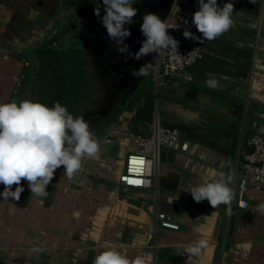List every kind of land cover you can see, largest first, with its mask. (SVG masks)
<instances>
[{
	"label": "crops",
	"instance_id": "1",
	"mask_svg": "<svg viewBox=\"0 0 264 264\" xmlns=\"http://www.w3.org/2000/svg\"><path fill=\"white\" fill-rule=\"evenodd\" d=\"M24 0H0V102L23 92L31 33L52 29L49 14L24 7ZM234 4L233 27L202 42V60L155 90H140L125 113L96 136L99 160L85 158L72 179L60 168L43 198L31 196L26 181L19 201L0 196V264H93L99 252L127 246L147 264H186L182 244L211 241L192 264H264V192L249 191V208L230 223L224 205L196 203L189 191L223 171L233 175L244 142L264 136V0H217ZM198 0L181 7L192 18ZM52 15V13H51ZM218 87L208 88V74ZM19 81V83H17ZM178 130L188 153L163 150L150 189L121 186L128 157L135 153L140 125ZM15 185L12 190H15ZM4 185L0 184V193ZM179 225L163 228L158 215ZM39 247V253L31 249Z\"/></svg>",
	"mask_w": 264,
	"mask_h": 264
},
{
	"label": "clouds",
	"instance_id": "2",
	"mask_svg": "<svg viewBox=\"0 0 264 264\" xmlns=\"http://www.w3.org/2000/svg\"><path fill=\"white\" fill-rule=\"evenodd\" d=\"M250 2L256 3V0ZM134 3L136 0H103L105 15L101 23L107 30L108 38L117 45V51L135 60L163 50L177 54L179 42L168 34L170 25L151 12L143 16L140 25L145 37L140 42L142 46L137 52H130L124 41L131 32L125 25L134 23L138 11L133 7ZM198 5L191 19L201 37L185 30L183 35L186 39L200 43L203 40L211 41L233 27L232 2L224 3L221 7L217 0H198ZM94 14L100 18L99 7L94 9ZM148 66L145 64L139 70H132L131 75L137 78L145 75ZM205 84L208 88H217L215 74H208ZM101 152L100 141L90 131L89 122L83 116H74L58 101L51 106L30 99L19 103L15 100L0 102V184L4 185L0 196L4 200L11 197L19 201L25 191L22 180L27 182L31 196L46 197V188L53 180L55 170L63 166L64 175L72 179L82 170L85 158L99 160ZM232 181L231 173L220 171L216 173V178L203 179L189 193L196 203L207 200L214 209L220 205L230 206L234 199V191L230 187ZM261 207L264 208V205ZM210 243L209 239L200 238L180 245L183 250L181 255L188 257L186 264H192V258L199 257ZM126 248L112 246L104 249L96 255L93 264H147L143 256L130 258ZM31 251L39 253L42 249L33 247Z\"/></svg>",
	"mask_w": 264,
	"mask_h": 264
},
{
	"label": "built area",
	"instance_id": "3",
	"mask_svg": "<svg viewBox=\"0 0 264 264\" xmlns=\"http://www.w3.org/2000/svg\"><path fill=\"white\" fill-rule=\"evenodd\" d=\"M190 1L175 0L170 14L165 19L171 27L168 29V34L179 42V47L177 54L168 50L157 53L154 81L158 87L168 79L184 74L203 58L202 43L198 40L186 39L183 35L185 30H190L195 36L201 37L192 24L191 17L181 12V7ZM134 141L137 150L128 157L125 172L120 177L121 186L134 189H150L153 186L154 172L160 164L163 150L188 153L190 147L188 142L182 140L178 130L164 127L159 117H155L152 122L149 138L137 134ZM249 145L254 148V152L248 154L245 149H241L237 158L234 199L230 206L224 205L223 209L227 223L249 208L250 204L247 200L249 191L264 192V136H254ZM60 170L64 171L63 166ZM131 180H139L141 183H130ZM158 218L163 228L179 230V225L168 221L164 214L158 215Z\"/></svg>",
	"mask_w": 264,
	"mask_h": 264
},
{
	"label": "flooded vegetation",
	"instance_id": "4",
	"mask_svg": "<svg viewBox=\"0 0 264 264\" xmlns=\"http://www.w3.org/2000/svg\"><path fill=\"white\" fill-rule=\"evenodd\" d=\"M90 1L87 25L68 32L65 39L56 43L53 51L64 61L67 88L76 94L61 104L74 116H83L96 137L105 121L118 113L124 98L132 92L136 77L131 72L138 68L132 67L133 58L120 54L115 42L108 38L107 30L101 23L105 15L103 0ZM136 3L141 1L136 0ZM96 7L100 8V18L94 14ZM130 25L125 27L129 30ZM124 43L134 53L130 36ZM70 85L73 86L70 88Z\"/></svg>",
	"mask_w": 264,
	"mask_h": 264
},
{
	"label": "rangeland",
	"instance_id": "5",
	"mask_svg": "<svg viewBox=\"0 0 264 264\" xmlns=\"http://www.w3.org/2000/svg\"><path fill=\"white\" fill-rule=\"evenodd\" d=\"M24 7L29 10L40 8L50 15L52 29H39L31 33L24 58L29 62L27 77L23 83V92L16 101L30 99L39 101L44 97L45 87L50 86L64 74L57 62L53 61L54 47L65 39L70 31L79 30L87 25L90 0H24ZM52 13V15H51ZM56 53V52H55ZM55 58V57H54ZM59 65V66H58ZM144 85L158 90L154 81V66ZM125 113V112H124ZM123 113V114H124ZM121 115V117L123 116ZM158 117V116H156Z\"/></svg>",
	"mask_w": 264,
	"mask_h": 264
},
{
	"label": "water",
	"instance_id": "6",
	"mask_svg": "<svg viewBox=\"0 0 264 264\" xmlns=\"http://www.w3.org/2000/svg\"><path fill=\"white\" fill-rule=\"evenodd\" d=\"M141 3H134L133 7H135L137 11V15L134 17V23H132L129 27V31L131 32L130 35V43L132 45V51L135 53L137 52L142 44L140 43L145 39V37L142 35L140 30V25L143 22V16L147 13L151 12L156 15H158L162 20H165L168 15L170 14L173 5L175 3V0H140ZM157 59V53H151L146 56L141 57L139 60L132 59L131 60V66L139 68L141 66H144L145 64H149V66L146 69V74L140 77H136V82L132 88V92L128 94L123 102L120 110L116 115L112 116L110 119L105 121V124L101 127L100 133L104 132L105 129L111 125L113 122L118 120L121 115L125 112L128 102L140 92V90L147 88L144 85L145 78L147 73L153 68L155 62ZM142 129V135L144 138L150 137V129L147 127L144 123L140 125ZM244 149L247 151L248 154H252L254 152V148L249 145L248 141L244 142Z\"/></svg>",
	"mask_w": 264,
	"mask_h": 264
},
{
	"label": "trees",
	"instance_id": "7",
	"mask_svg": "<svg viewBox=\"0 0 264 264\" xmlns=\"http://www.w3.org/2000/svg\"><path fill=\"white\" fill-rule=\"evenodd\" d=\"M53 55L55 57V58L53 57V61L57 62L62 68H64L65 71L66 68L63 59L57 53H55V51ZM66 78H67L66 72H64V74L60 76L59 81L56 80L50 86L45 87L43 93L44 97L43 99L39 100V102L51 106L57 101L62 103L65 99H69L70 97H75L76 94L72 93V91L67 88L68 85L66 82ZM72 86L73 85H70V88Z\"/></svg>",
	"mask_w": 264,
	"mask_h": 264
},
{
	"label": "snow or ice",
	"instance_id": "8",
	"mask_svg": "<svg viewBox=\"0 0 264 264\" xmlns=\"http://www.w3.org/2000/svg\"><path fill=\"white\" fill-rule=\"evenodd\" d=\"M140 163H142V161L140 162ZM130 183H134V184H139V183H141V181H139V180H131V181H129Z\"/></svg>",
	"mask_w": 264,
	"mask_h": 264
}]
</instances>
